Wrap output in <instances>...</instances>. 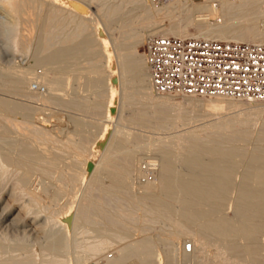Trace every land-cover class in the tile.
Masks as SVG:
<instances>
[{"label": "bare ground", "instance_id": "1", "mask_svg": "<svg viewBox=\"0 0 264 264\" xmlns=\"http://www.w3.org/2000/svg\"><path fill=\"white\" fill-rule=\"evenodd\" d=\"M77 1L0 0L2 9L14 17L13 22L10 24L12 29L15 26L18 28L17 23L22 19L21 17H24L22 19H25L24 21H26V18L29 20L30 17H28V13L33 6L34 8L36 6V10H40L38 14L44 16L45 19L41 26H37L38 30H36L38 32H36V34L31 32L29 36H25L26 33H24L25 39L23 38L22 41L20 38L22 41L21 46L20 40L17 42V39H14V42H12L19 43L20 48L22 47L21 50L24 52H30L33 61L27 66L24 65L26 68L14 70L11 64L9 65L7 63L8 61H4L2 58L3 56L0 55V90L1 92L5 91L11 93L3 94V92H0V134L2 135L0 137V185L9 174L11 167L16 170H21L19 176L15 173L16 176H18L17 182L14 181L16 182L17 190L24 191L25 194L26 192H35L36 194L34 197L40 200L47 197L50 192L49 186L51 185L48 186L45 184V186L39 181L37 184H41L43 188L41 187L42 190L39 191L37 189L38 191H36L37 187L33 185L35 184V179L33 180L35 172L55 178V180L57 179L60 183H63V185L56 186L57 188L54 196L56 199L65 192L67 187L66 184L71 185L69 186L72 191L70 206L67 207L66 214H60L61 216L57 219L58 223H64V232L61 235H57L50 243L52 251L66 254L67 259H63L65 264H85L87 262L85 254L84 256H81V254L77 256L70 255L73 252H71L73 234L80 223L93 224L98 222V218L102 217V219L108 221L109 224L118 225V227L124 224L120 219H115V215L113 217L107 209L109 205L115 208L116 205L114 206L111 200L112 202L115 200L116 202H120V200H118L120 198L117 197L128 198L139 205V207L141 205L151 212L157 213L160 218H165L168 222L169 220H173L174 222H170V225L175 227L177 237L179 234H184L190 235L191 237H200L207 245L220 243L219 248L221 255L218 254L215 256L216 258L221 257L223 263L236 261L239 263L245 262L246 264H264V123L262 121V128L260 129L259 127L260 133L255 138L253 132L242 129L244 128L242 127L243 124L240 127L238 125L239 123L234 122L235 114L233 113H231L232 115L227 114L226 116L220 115L223 120L226 121V124L224 123V125H221V127L219 126L217 129L215 127L216 130H209L205 136L200 134L201 126H194L195 123L192 121L194 127L190 126L185 130L183 129L182 132L180 131L181 134L179 137L177 135V140H175L174 138L176 137H174L173 139L168 138L167 140L161 141V137H159L160 142H156V147L139 146L140 148L137 150L129 152L124 151L127 148H124V152L119 151H121L131 139L137 141L144 137L142 135L146 134L144 132V134L142 132L139 133L137 130L134 131L132 127V129L129 127L128 129L126 126H121V124L116 127L114 133V135L116 134V139L113 140L109 146L111 150L114 148L117 149V155L113 157L114 159L110 158L112 152H110V155H104L101 163L99 165L97 164L95 169H93L97 162L92 159L94 156L90 155L92 157H89L87 152H89V141L91 137H93L91 134L93 131L95 134L99 124L97 125L91 118V120H89L82 116H74V114L71 113L73 115L70 121L73 120L74 122L73 128H68L66 130L67 132H64L63 129L56 130L53 126L63 123V120L52 119L51 121L49 113L44 111L46 108L42 107L40 103V101L44 104H52V102H55L59 103L57 106H60V104H62V107L67 105V107L64 108L69 107L71 109V107H74L81 110L84 109L83 103L74 97L64 102H61L58 98L60 95L58 91L60 88L59 85L62 84L67 73H70L69 70H74L78 73L85 71L88 74L85 82V90H87L88 94L94 93V96L104 100L102 102H105L104 106L109 114V120L115 112L119 101V91L121 90L123 91L122 99L126 104H134L137 98L153 100L152 103L156 102V104L154 103V113L157 115V118L161 120L168 119V121L171 115L168 113L169 105L167 100L172 95L220 100L247 99L225 95L198 96L158 92L152 84L145 53L141 54L137 52L136 46L139 42L143 40L146 41L151 36L171 34L183 37L199 36L202 34L204 37L225 40L264 42V0H203L202 2H196L195 0H161L158 4L155 3L154 0H140L143 5V14L141 15L142 23L140 24L141 29L133 24L130 25L132 22H126L124 25L122 23L119 29V35H113L111 37L112 40L109 37V42L105 37V30L99 23H97L98 25H93L91 21L84 19V17H77L80 12L84 11L85 13V7ZM97 7L98 14L107 24H113L117 18L124 20L130 14L129 11L125 10L123 3L109 5L101 0V3L97 5ZM161 11L167 13V17L170 19V27L164 26L163 20L158 19L157 14ZM63 13H66L64 18L62 17ZM137 16L138 14L136 17ZM214 17L216 19L220 18L221 20L219 19V22H213L212 18ZM22 20H20V22H22ZM67 21L70 22V24H67L65 26L66 28L69 27L68 25L71 26L72 23H75V27L73 25L72 29H74L72 31L63 34L64 32L62 31ZM29 23L30 22L27 23V26L30 28L31 25L29 26ZM129 25L132 27H129L130 30L128 31L125 27ZM190 25H195L198 32L190 34L188 32ZM33 26L34 25H32V27ZM27 28L25 29L27 30ZM33 29H35V27ZM27 31L29 34V29ZM95 45H98V48L93 50L92 48ZM84 60H88V63L86 62L84 64H89L86 67L81 65ZM36 64H40L47 70L43 77V80L46 81L47 91L45 90V93L39 95L27 91ZM13 66L16 67L14 64ZM38 78L40 79V76ZM80 98L82 100L83 97L80 96ZM253 99L263 100L262 103H264V99ZM33 101H39L38 103H40V106L32 103ZM100 104L101 103H98L97 106L103 108ZM52 106H54V103ZM97 106L95 104L93 107H96L97 110ZM124 107L130 108L129 105ZM214 107L219 111L224 109V111L226 110V112H228L226 109L227 107L229 111L230 109L231 111L233 110L232 105L230 108L229 104H226V102L225 104L219 103ZM48 108L49 109L46 110L50 111V107ZM263 109L264 106L262 104L260 106H254V108L250 110H252V112H263ZM245 110L246 109H244V112ZM84 111L85 110H83V112ZM134 111V114L127 120L131 122L130 125H134L132 124L133 122L138 123V126L139 124L147 125L150 112L146 109V111L149 112L147 114L141 107L139 109L136 108ZM78 112L82 111L79 110ZM249 114H251V112ZM66 115L67 112L65 118ZM254 115H256V113ZM50 116L55 117V115ZM16 117H20V119H16ZM68 117L66 120L70 119ZM182 117L181 119L187 123V116ZM157 118L154 119L156 120ZM34 119H37V122L39 119L41 121L40 123L43 122L44 124L32 123L31 121H34ZM181 119L180 121H182ZM191 119L189 120L191 121ZM70 123L68 122L69 125ZM158 124L160 125L161 123ZM188 125H190V123ZM213 125H215V122L209 126L212 127ZM184 126L187 127L186 124H184ZM102 128L103 132L99 140H97V147H101L107 143L110 130H112L109 121H105V119ZM201 129L204 132L208 130ZM249 141H252L250 147L247 146V142ZM141 142L144 141H139V143ZM139 143L136 144L139 145ZM57 144H62V148L64 147V149L67 150L65 152L69 151L70 154L60 153V150L58 151V149H56L58 148ZM143 149L156 151V157L159 159L158 164L146 162L144 167L149 169L143 170L144 177L147 180L145 184L138 183L135 179V176L139 172V162L141 159L138 152H141ZM178 151L179 153H177ZM149 152L151 151L149 150ZM142 153H144V151H142ZM99 154L101 155V153ZM83 155H87L88 157L84 162L73 161L75 157H82ZM67 157L70 158L67 159ZM179 163L187 165L188 170H180V166L178 167ZM156 165H159L157 166L158 168L153 167ZM105 177L111 179V183L109 185L107 184L108 186H105L103 182ZM155 179L158 180V184H154ZM79 192H82V198L77 202L78 199H76V194H79ZM112 194H114L113 199L115 200L112 199ZM35 199L33 200L35 201ZM50 199L51 198L48 200L52 201ZM59 203L60 202H58V204ZM43 205L44 203L42 204V208ZM50 207L51 206H49V208ZM230 207L233 209L231 213L228 212V208ZM49 208L47 207L48 210ZM62 209H64L63 206ZM54 210L56 211V209ZM131 212L127 214L128 219H125L126 221L130 219L132 222L134 221L133 219H137V214L135 218L134 215H132L133 212ZM142 212H145V210ZM98 214L100 217L96 219L95 215ZM173 216H175V218ZM122 217L124 216L122 215ZM16 218L10 219L8 217L7 219H9L11 223L16 221ZM124 218H126V216ZM52 220L54 221L56 219ZM52 220L51 222H53ZM99 220L101 223V219ZM148 220L149 218L146 221L149 222ZM159 220L157 219V221ZM160 222H162V220ZM125 225L126 223L123 227H125ZM109 227L106 226V228ZM146 227H144L145 230ZM93 229H95V227ZM120 230L122 232L121 228ZM145 230H143L144 233ZM123 231H125V229ZM101 233L104 232L101 231ZM165 233H160L158 237L156 236L158 238L157 240L146 235V237L136 242L127 244L121 249L120 254L111 261V264H128L132 258L137 259L141 264H158L162 252L166 257L165 264H176L178 259L176 254L177 248H175L174 238L172 237L175 235L168 231ZM170 233L173 235L171 236ZM155 235H157V233H155L154 236ZM120 237V239L124 238L121 235ZM102 240L100 242L96 241L99 243L98 245L86 244L88 245L86 251L95 253L101 252L104 248L103 246H106L103 245L106 239L103 242ZM101 242L102 245H100ZM201 244L204 245L203 243ZM81 246L82 243L80 249ZM191 250H187L186 254L182 256V260L187 261L190 258L189 252ZM55 258L56 257H54V261ZM61 261L58 262L61 264ZM210 263H216V260H210ZM17 264L30 263L27 260H18Z\"/></svg>", "mask_w": 264, "mask_h": 264}, {"label": "rangeland", "instance_id": "2", "mask_svg": "<svg viewBox=\"0 0 264 264\" xmlns=\"http://www.w3.org/2000/svg\"><path fill=\"white\" fill-rule=\"evenodd\" d=\"M102 1H104V3H107L109 5L118 4V3L122 4L123 3L125 10L129 11V13H130L129 16L127 17L128 19L125 18L123 20L121 18H117V19H115L113 24H107L104 20H102L101 16L98 14V11H97V8H98L97 5H99L101 3V0L100 1H98V0H78L77 2H80L81 5L85 7V13H84V11L80 12L77 15V17L78 18L84 17V19L91 21L93 25H98L97 23H99V25H101L102 28L105 30V33H106L105 37L108 39V42H109V37L111 39V37L113 35L114 36L119 35L118 33H119L120 27L122 26V23L124 25V23H126V22L127 23L132 22V23H130V25L133 24L134 26H138L137 28L141 29V27H140V24L142 23V20H141L142 16L141 15L143 14V5L141 4L142 1H140V0H124V2H123V0H106V1L102 0ZM195 1L196 2H202L203 0H195ZM235 1H239V0H235ZM154 2L158 4L161 2V0H154ZM37 9H39V8H37ZM39 11L36 10V6H35V8L33 6L31 8V10H29V13H28V17H30L29 20H27V18H26V21H24L25 19L22 20L24 17H21L22 19H20V20H22V22L23 21L24 22L22 23L19 20L17 23L18 28H17V26H15L12 29V26L10 24L13 22L14 17L11 14H9L8 12L4 11L0 5V55L3 56L2 58L4 61H6V62L8 61L7 63L9 65L11 64V67L14 70H20V69L26 68L24 65L27 66L30 62L33 61V59L31 58L32 56L30 55V52H28V53L24 52L23 50H21L22 47L20 48V46H21V42L23 41V38L25 36H27V35L29 36L31 32L36 34V32H38L37 28L43 24L45 19H44V16H40V14H38V13H40ZM131 11H132V13H131ZM139 12H141V13H139ZM137 14H138V16L136 17ZM65 16H66V13H63L62 17L64 18ZM157 17L159 20H163L164 26L170 27V21H169L170 19H169V17H167V13L165 11H161L159 14H157ZM132 18H134V19H132ZM219 19L220 18L216 19L214 17V18H212V21L213 22H219L221 20V19L220 20ZM28 22L31 23V24L29 23V26L31 25L30 28L27 26ZM67 24H70V22L67 21L66 24L64 25V27ZM74 24L75 23H72L71 26L68 25L69 27H67V28L65 27L66 29L63 27L65 29V30L63 29V31H62V32H64L63 34L72 31L74 29V28L72 29V26ZM32 25H34V26L32 27ZM50 25H54V24H50ZM130 25L125 27L126 30H128V31L130 30V28L132 27ZM34 27H35V29H33ZM50 27H53V26H50ZM74 27H75V25H74ZM25 28H27V30L29 29V34ZM69 29H71V30H69ZM188 32L190 34L197 33L198 32L197 27L195 25H190ZM24 33H26L25 36H24ZM171 35H173V34H171ZM199 36H202V34ZM20 38L22 41L20 40ZM14 39L15 40L17 39L16 40L17 42H19L18 40H20V46H19V43L17 44V42L12 43V42H14ZM17 45L19 48L17 47ZM139 45H141V46H139ZM144 47H145V41L143 40V41L139 42L138 45L136 46V48H137L136 50H138L137 52L144 54V52H143ZM97 48H98V45H95L92 49L94 50ZM87 61L88 60L82 61L81 65H83L85 67L88 66L89 64L84 65ZM13 64L16 65V67L13 66ZM17 66L18 67L20 66V67L18 68ZM22 66H24V67H22ZM46 71L47 70L43 66H41L40 64H36L34 66V69H33L34 74L32 75V80L27 87V91H31L33 94L36 93L35 95L45 93L44 91L47 89V87H46V81L43 80V77H44V74ZM69 72L70 73H67V76L65 75L66 77L63 80L62 84L59 85L60 88L58 91H59L60 95L58 98L61 102H64V101L74 97L75 99H78L83 103L84 109L81 110L79 108H74V107L70 106L71 109L72 108L75 109V110L72 109L73 110V112H72V110L69 107L64 108V107H67V105L66 106L64 105L62 107V104H60V106H57L59 103H55V102H52V104L54 103V106H52V104H46V103L44 104L41 101H40V103H41L42 107H44L46 109H49L48 107H50V109H51L50 111L53 110L52 112H50V111L44 109V111L46 113L47 112L49 113V117H50L51 121H52V119H54V120L59 119L61 121L63 120L62 121L63 123L56 125V126H53L56 130L57 129H60V130L63 129L64 132H67L66 130L68 128L72 129L73 128L72 126H74V122H73V120L72 121H70V120L72 119L71 116L73 114H74V116L75 115H77L79 117L82 116L85 119H89V120L92 119L95 121V123H97V125L99 124L98 125L99 127L96 128L97 130L95 129L96 130L95 134H94V131L91 134L93 137H91V140L89 141V152H87L89 154L88 156L89 157L94 156V157H92V159H94V161L97 162L94 165L93 169H95L97 164L99 165L101 163L102 158H104V155L105 156L108 154L110 155V152H112L111 153L112 156H110L111 159H114L113 157H115V155H117V153H118L117 149L114 148L115 150L114 149L111 150L109 146H110L111 142H113V140L116 139V136H115L116 134L114 135L116 127L121 125V124H122L121 126H126L127 128L129 127L130 129L134 128V131L137 130V132H139V133L144 132L146 135H142L144 137H142L140 140H137V141H135L134 139H131V141L129 143H127L122 148V150L119 152H122L124 150V148L125 149L127 148L124 151L129 152V151H135L140 147H147V146L150 148L156 147L157 143L160 142L159 137H161V139H160L161 141L167 140L168 138L173 139L174 137H176L174 139L177 140V135L179 137L181 132L183 131V129L185 130L186 128H189L190 126L191 127H194L196 125L201 126L200 127V134L202 136H205V134H207L209 132V130H216L217 128H219V126L221 127V125H224V123L226 124V121L223 120V118L221 116H223V115L226 116L227 114L232 115L231 113L235 114V121L234 122L239 123L238 125L240 127L243 124L242 127H244V128H242V129H247V130H250L251 132H253L254 138L257 135H259L260 129L262 128V125L264 123V121H263L264 120V109L262 110L263 112H252V110H250V109L254 108V106L256 107L257 105L260 106L263 104V106H264V103H262L263 100H255V99H243V100L221 99L220 100V99H206V98L194 97V96L172 95L167 100L168 101L167 103L169 105V112L168 113H169V115H171L169 117L170 118L172 117L171 119L169 118V121H168V119L167 120H161V119L157 118V115L154 113L155 112L154 103L156 104V102L152 103L153 100H150L147 98L146 99L145 98L144 99L137 98L134 101V104L124 103V100L122 99V96H123L122 90L119 91L120 95H119V101H118L117 107L115 109L113 116L109 120V118H108L109 114H108V112L104 106L105 102H102L104 100H101L100 98H97V96H94L93 95L94 93L88 94L87 90H85V82L87 80L88 74L85 71L78 73L77 71L69 70ZM39 76L43 82L38 78ZM37 80H39V81H37ZM0 92H1V90H0ZM2 92H3V94L7 93L5 91H2ZM37 92H39V93H37ZM7 94H11V93L8 92ZM83 94H86V95H83ZM80 96L83 97L82 100H81ZM86 96H88V97H86ZM155 100H157V99H155ZM38 102L39 101H33L32 103L40 106V103H38ZM225 102H226V104L227 103L229 104L230 108L232 105V107H233L232 111H231V109L229 111V108L227 107L226 109L228 112H226V110L224 111V109H223V110H221L222 111V113H221V111H219L216 107H214V106L218 105L219 103L225 104ZM47 103H51V102H47ZM98 103H101L100 105H102V107L104 108L105 111L103 110V108L97 106ZM55 104H56V106H55ZM95 104L97 106V110H96V107L95 108L93 107ZM127 105H129L130 108L124 107ZM208 105H209V107H208ZM238 105H239V107H238ZM88 106H90L91 108ZM210 106H211V108H210ZM140 107L142 109H144L145 111L147 109L150 112L149 113L148 111H146L147 114L149 113L151 115V116L149 115L148 124L147 125L139 124V126H138V123L133 122L132 124H134V125H130L131 122L127 121V120H129L130 116H132V114H134V112H135L134 110H136V108L139 109ZM99 108H101V109H99ZM77 109H79L82 112H78L79 110H77ZM244 109H246L245 112H244ZM83 110H85L84 111L85 113L83 112ZM98 110H102V111H98ZM61 111L65 112V113H62ZM59 112H61V113H59ZM66 112H67V115L65 118ZM68 112H69V115L71 113H73V114H71L69 116ZM102 112L103 113L106 112V113L103 114ZM235 112H237V113H235ZM250 112H251V114H249ZM252 113H254V114L256 113V115H254ZM120 114H122V115H120ZM50 115H53V116L55 115V117H52ZM57 115H59V116H57ZM182 116H187V118H186L187 123H185L186 121H183V119H181ZM67 117L70 119L66 120ZM152 118L153 119L157 118V119L153 120ZM182 118H184V117H182ZM16 119H20V117H16ZM104 119H105V121H109L112 130H110L109 139H108L107 143H105L101 147L99 146L100 147L99 148V147H97L98 145L96 143L98 142L97 140H99V138L102 135V132H103L102 126L104 123ZM180 119L182 121H180ZM189 119H191V121ZM0 120H1V117H0ZM176 120H177V122H176ZM34 121H31V122L32 123H38V124H44L43 122L40 123L41 121L39 119H38V122H37V119H34ZM192 121H194L195 125ZM261 121L263 123H261ZM68 122L69 123L71 122L70 123L71 126L68 124ZM99 122H101V123H99ZM188 122L190 123V125H188L189 124ZM212 122L213 123L215 122V125L212 126L213 128L209 126V125L213 124ZM0 123H1V121H0ZM149 123H153V124H149ZM158 123H161V124L159 125ZM184 124H186L187 127H185ZM202 124H203V127H202ZM136 125H137V127H136ZM161 125H163V126H161ZM207 125H208V127H207ZM216 125H218V126H216ZM144 126H145V128H144ZM215 127H216V129H215ZM259 127H260V129H259ZM201 128H203L205 130L208 129V130L204 132V131H202ZM1 136L2 135L0 134V137ZM139 141H144V142L139 143ZM90 142H92V143H90ZM251 142L252 141L247 142L248 147L251 146V144H252ZM136 143H139V145ZM94 146L96 149L94 148ZM57 147L58 148H56V149H58V151L60 150L59 151L60 153L67 154V155L70 154L69 151L65 152L67 150H65L64 147L62 148V144H57ZM145 150H146V152H145ZM145 150L144 149L142 150V151H144V153H142L141 150H140L141 152H138L139 157L141 156V159L139 162V172L135 176L136 181L138 183H141V184L147 183V180L143 174V172H144L143 170H145V169L147 170L149 168L144 167L145 166L144 163H146V162H152L151 164H153V163L158 164L159 163V159L156 157V155H157L156 151L149 149L151 151V152H149L148 149H145ZM94 152H95V155H94ZM99 153H101V155ZM177 153H179V151ZM90 155H92V156H90ZM83 156L82 157L79 156V157H75V158L72 157V158H74L73 161L84 162L86 160V158H88V157H87V155H83ZM68 158H70V157H67V159ZM83 158H84V160H83ZM157 166H159V165H156L153 167L158 168ZM178 167L180 170H183V171L188 170V167L185 164L179 163ZM11 168H12V170H11ZM11 168H10L11 173L9 172V174L6 176L5 180L3 181L4 183L2 182V184H1L2 186L0 185V188H1L0 189V244H1L0 245V264H17L18 260H27L30 264H60L58 261L62 260L61 264H65L63 262V259L64 260L67 259L66 254L63 252L60 253V252L52 251L50 248V243L56 238L57 235H61L64 232V229H63L64 223L63 222L58 223L57 219L61 215L66 214L67 207L70 206L72 191L70 190L69 186H71V185L66 184L67 187H66L65 192H67V193L63 192L61 194V196L57 197V199H56V197H54L56 188L60 185H63V183L62 182L60 183V181H58L57 179L55 180V178H52L49 176L47 177V176L41 175L39 172H35L33 175L34 176L33 180L35 179L34 180L35 184H33V185H34V187L35 186L37 187L36 191H38V190L40 191L43 188V186L41 184H37V183H39V181H41V183L44 185L45 184L48 186L51 185V186H49L50 192L48 193L47 197L43 200L41 199L42 200L41 201L37 197H34L36 194L35 192L34 193H31V192L27 193L26 192V194H25L24 191H21V190L19 191V189L17 190L16 182H17V178H18L21 170H16L15 168L13 169V167H11ZM12 171H14V172H12ZM15 173L18 176H16ZM14 175H15V177H14ZM104 180H107V181H104ZM14 181H16V182H14ZM42 181H44V182H42ZM103 182H104L105 186L107 184L109 185L111 183V179L109 177H105L103 179ZM154 184H158L157 179H155ZM14 185H15V187H14ZM68 190H70L71 192ZM21 194H22V196H21ZM77 194H76V196H77L76 199H78L77 202H79L80 198H82V192H79V194H78L79 196ZM111 197L113 199L114 194H112ZM115 197H117V196H115ZM49 198H51L50 200H52V201H49L48 200ZM117 198H120V199H118V200H120V202H116V200L113 199V200H115L114 201L115 203L112 202V200H111V203H113L114 206L116 205L119 208H117L116 206L114 208L111 205H109V207L107 206V209L109 210V213L113 217L115 215V217H114L115 219H120L121 222H123L124 224L126 223V225H125L126 228L123 227L124 224L120 225L121 227L120 226L118 227V225H112L111 223L109 224L108 221L103 220L102 217L97 219V217H100L99 214L95 215L98 222L93 223V224H95L96 226L93 225L92 223H84V224L80 223V225L77 226V229L74 231L73 238H72L71 252L72 251L73 252L70 255L77 256L78 254L79 255L81 254V256L82 255L84 256V254H85V256L87 257V262L85 264H96V263L97 264H107V263L111 264V261L120 254L121 249L123 247H125L127 244L136 242V241L140 240L141 238L146 237V235L148 237H152L155 240H157L158 239L157 237L160 233L164 234L165 232L168 231V232L173 233L176 236V237L172 236L173 234L170 233V235L174 238L175 248H177L176 254H177L178 259H177L176 264H225L226 263V262L223 263V260L221 257L216 258V256L221 253L220 248H219L220 243H217L219 245H217L216 243H215L216 245L215 244L207 245L204 243L205 241L203 239H201L200 237L199 238H197V236L191 237L190 235H184V234H179L177 237V235H176L177 232H176L175 227L173 225H170L171 224L170 222H172L173 220H169V222H168L167 219L162 218V217L160 218V216L157 213L151 212L149 209L144 208L141 205L139 207V205L135 204V202L131 201L128 198H126V199L124 197H117ZM33 199H35V201ZM53 199H55V200H53ZM45 201H48L49 203L45 202ZM58 202H60V203L58 204ZM131 202H133V203H131ZM43 203H44V205L42 208ZM68 203H69V205H68ZM128 204L132 209L128 206ZM48 205L51 207L49 208ZM62 206L64 207L65 211H64V209H62ZM110 206H111V209H110ZM47 207L49 208V210L47 209ZM126 207L128 208L129 211L127 210ZM134 207L135 208L137 207V208L135 209ZM30 208H31V211H30ZM54 209H56V211ZM113 209H115V210H113ZM110 210H112V211H110ZM131 210L133 213L131 212ZM143 210H145V212H142ZM232 210H233L232 207L228 208L229 213H231ZM148 211H149V213H148ZM50 212L52 213V215ZM129 212H131L132 215H134V217L137 214V216L139 218L137 217L136 220L133 219L134 221H132V222L130 221V219H129V221L128 220L126 221L125 219H128L127 214ZM122 215L124 217L126 216V218L122 217ZM4 217H6V218H4ZM8 217L10 219H12V218L15 219L16 217L17 218H16V221L10 223V220L7 219ZM144 217L145 218L147 217L146 220L149 218V220H148L149 222H147ZM156 217H158V218H156ZM173 217L175 218V216H173ZM52 219H56V220H54L55 222ZM99 219H101L102 224L100 223ZM157 219L158 220L160 219V220L157 221ZM51 220L53 222H51ZM152 220H153V222H152ZM161 220H162V222H160ZM106 222H107V224H106ZM108 224L110 227L108 226ZM82 226H83V228H82ZM106 226L109 228H106ZM94 227H95V229H93ZM96 227H97V229H96ZM144 227H146L147 232H146ZM150 227H151V229H150ZM113 228L114 229L116 228V229L114 230ZM120 228L122 229L123 234H122ZM124 229H125V231H123ZM140 229H142V230H140ZM100 230L104 233H101ZM143 230H145V233ZM153 233L154 234L157 233V235L154 236ZM165 234H167V233H165ZM120 235L124 238L120 239L121 238ZM101 240H102V242L104 240L106 241V242L104 241L105 243L103 242V245H106V246H103L104 251H103V249L101 252H98V253L86 251V247L88 245H92V244L98 245L99 243H97V242H100ZM189 240H191V241L193 240L192 241L193 247H192V250L189 252L190 258L187 261H184V260H182V256L185 255L187 252L185 245H186L187 241H189ZM102 242L100 243V245H102ZM200 242L203 243L204 245H202ZM81 243H82L81 249L85 247L83 250L80 249ZM83 243L85 246L83 245ZM86 244H88V245H86ZM212 245H215V246H212ZM159 246H161V245H159ZM58 254H60V255H58ZM89 254H90V256H89ZM47 256H48V258H47ZM54 257H56L55 258L56 262L54 261ZM89 258H90V260H89ZM213 259L216 260V263H210V260H213ZM165 260H166L165 254L162 252L161 257H159L158 264H165ZM128 264H141V263L137 259L132 258L128 262ZM226 264H246V263L245 262L239 263L236 261H230V262H227ZM251 264H254V263H251Z\"/></svg>", "mask_w": 264, "mask_h": 264}, {"label": "built area", "instance_id": "3", "mask_svg": "<svg viewBox=\"0 0 264 264\" xmlns=\"http://www.w3.org/2000/svg\"><path fill=\"white\" fill-rule=\"evenodd\" d=\"M144 53L158 92L264 99V42L154 35Z\"/></svg>", "mask_w": 264, "mask_h": 264}]
</instances>
